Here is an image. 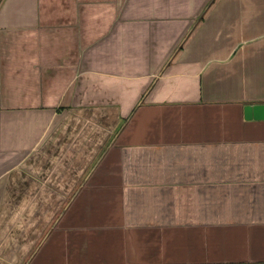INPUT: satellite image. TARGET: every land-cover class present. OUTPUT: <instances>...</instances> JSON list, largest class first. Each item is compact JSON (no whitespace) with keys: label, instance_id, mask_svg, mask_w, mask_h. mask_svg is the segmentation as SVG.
Here are the masks:
<instances>
[{"label":"crops","instance_id":"obj_1","mask_svg":"<svg viewBox=\"0 0 264 264\" xmlns=\"http://www.w3.org/2000/svg\"><path fill=\"white\" fill-rule=\"evenodd\" d=\"M264 0H0V264H264Z\"/></svg>","mask_w":264,"mask_h":264},{"label":"water","instance_id":"obj_2","mask_svg":"<svg viewBox=\"0 0 264 264\" xmlns=\"http://www.w3.org/2000/svg\"><path fill=\"white\" fill-rule=\"evenodd\" d=\"M264 119V105L248 106L245 109V119Z\"/></svg>","mask_w":264,"mask_h":264}]
</instances>
